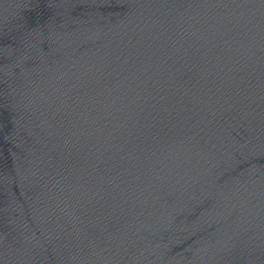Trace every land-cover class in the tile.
I'll return each mask as SVG.
<instances>
[{"label":"water","instance_id":"water-1","mask_svg":"<svg viewBox=\"0 0 264 264\" xmlns=\"http://www.w3.org/2000/svg\"><path fill=\"white\" fill-rule=\"evenodd\" d=\"M0 264H264V0H0Z\"/></svg>","mask_w":264,"mask_h":264}]
</instances>
